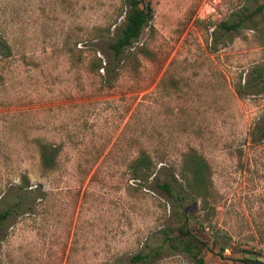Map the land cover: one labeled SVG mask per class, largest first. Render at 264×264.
<instances>
[{"label":"rangeland","instance_id":"obj_1","mask_svg":"<svg viewBox=\"0 0 264 264\" xmlns=\"http://www.w3.org/2000/svg\"><path fill=\"white\" fill-rule=\"evenodd\" d=\"M140 1L152 19L132 46L147 56L95 72L126 0H0V264H144L131 258L175 220L157 185H182L188 150L208 168L205 204L180 202L202 261L147 264L264 263V19L219 28L264 0ZM38 141L59 147L51 171ZM139 150L155 165L144 184L128 174Z\"/></svg>","mask_w":264,"mask_h":264},{"label":"trees","instance_id":"obj_2","mask_svg":"<svg viewBox=\"0 0 264 264\" xmlns=\"http://www.w3.org/2000/svg\"><path fill=\"white\" fill-rule=\"evenodd\" d=\"M127 12L121 23L119 32L114 37L112 43L107 46L108 53L102 61L101 58L93 55L89 60V69L97 72L105 66L114 62L118 69L135 71L139 66V56L146 57L148 52L144 47H133L143 28L149 25L152 19V9L149 4L142 5L140 0H126ZM264 19V3L255 9L241 11L236 14L235 20L223 22L219 28L224 32L237 33L242 28L248 27L257 21ZM255 20V21H254ZM260 78V74L258 73ZM38 151L39 166L43 172L51 171L56 165V158L59 147L38 141L36 143ZM155 165L150 156L139 150L136 157L128 165V174L131 179L139 184H144L152 180ZM177 177L182 185H177L178 189L171 185L169 180L158 184L166 196L174 202L175 220L168 227L161 231V244L146 255H135L131 258L132 263L147 264L150 260L164 252H177L188 256L197 263H201V254L206 249V242L199 238L190 228L189 217L183 211L180 202L184 199L186 192L190 195L194 203L204 205L208 190V168L205 160L194 150H188L182 154ZM182 192V193H181ZM182 194V196H180ZM9 215L7 209L0 208V229ZM223 247L220 248L222 252ZM220 256V255H219ZM240 264H264L257 257H241Z\"/></svg>","mask_w":264,"mask_h":264}]
</instances>
